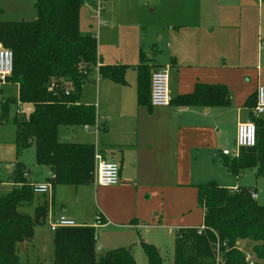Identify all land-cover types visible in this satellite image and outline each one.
Listing matches in <instances>:
<instances>
[{"label":"trees","instance_id":"1","mask_svg":"<svg viewBox=\"0 0 264 264\" xmlns=\"http://www.w3.org/2000/svg\"><path fill=\"white\" fill-rule=\"evenodd\" d=\"M95 1L36 0L35 22H0V43L13 53V72L4 82L17 85V105L32 106L28 116L17 108L13 118L16 154L19 158L33 147L36 163L51 172L48 182L52 190L58 186H88L94 182L95 146L65 142L60 137V129L96 128V106L81 102L85 83L95 72L103 79L124 85L128 69H133L137 105L152 108L154 62L148 53L140 51L135 65H106L98 52L97 36L81 33V8L86 2ZM13 103L10 99L0 103V126L7 123ZM231 105L226 85L204 83H197L192 93L178 95L171 102V106L181 108L222 109ZM255 105L256 92L245 103L250 109V120L256 125V145L241 149L238 158L222 154L220 159L226 172L236 177L245 169L254 170L258 177L264 176V117L251 116ZM7 183L14 186L5 193L0 192V264H47L22 263L19 245L33 239L35 227L48 217V205L38 204L33 215L22 211L29 208L36 197L22 162L15 164ZM196 188L198 205L204 211L203 224L200 228L176 231L174 264H264V206L253 198L254 192L241 188L229 190L215 181ZM96 241L94 226L56 230L51 264H137L130 249L123 247L97 258ZM246 241L253 243L252 261H247L249 255L241 249ZM141 245L148 264H164L156 246L144 242Z\"/></svg>","mask_w":264,"mask_h":264},{"label":"crops","instance_id":"2","mask_svg":"<svg viewBox=\"0 0 264 264\" xmlns=\"http://www.w3.org/2000/svg\"><path fill=\"white\" fill-rule=\"evenodd\" d=\"M263 2L264 0H173V20L166 21L161 28L166 37L168 34L172 44L164 50L157 47V52L164 54L166 59L155 57L157 52L154 49L144 51L153 59L152 73L163 68L168 75L173 71L176 77L173 98L192 93L197 83L226 85L231 94V107H140L137 105V93L134 99L132 96L128 99L125 90L113 87L110 90L103 89L102 94L99 84L97 126L93 130H103L106 141L102 144H105L104 155H99L95 147L96 154L106 162L119 164V183L108 188L94 184L82 187L58 186L52 190L51 196H39L42 200L38 204L44 202L48 205L47 219L50 222L65 216L75 223L81 222L76 223L77 226H94L95 230L98 226L106 228L115 225L117 229L125 227L126 230L136 232L135 237L128 236L133 242L141 244L148 241L158 249L160 243L155 237L173 234L179 229L202 226L204 211L198 205L196 186L208 182L198 183L196 180L197 153L210 152L212 160L221 165L222 150L233 149L235 146L237 125L250 121V116L243 119V111H250L245 107L247 99L262 85L256 80V83L246 88L244 97L238 103L236 91L232 87L233 80L229 81L237 76L238 72L234 69L238 68L233 66L231 69L224 58L220 60L219 57L216 61L209 46L215 33L219 31V34H225L226 30H232L231 34L237 32L239 46H243V19L249 16L250 10L258 6L261 11ZM261 33L259 25L256 40L259 49L263 41ZM232 37L233 35L230 36L231 39ZM221 38L224 39L222 34ZM252 41L255 43V39ZM97 77L99 82L102 81V77ZM81 102L93 105L89 100L83 101V92ZM113 120H117L118 124H112ZM75 128L77 127H73ZM71 131L74 130H68V133ZM109 131L111 134L107 137ZM60 137L65 141L61 135ZM87 142L82 144H92L91 141ZM7 170L10 173L13 169ZM51 176L47 169L45 180L34 183L47 182ZM13 186L7 182L0 183V188H6L5 190H10ZM64 187L80 196L71 206L56 197L57 191ZM89 188L95 191L96 207L100 213H96L95 220L101 216L102 222L97 223L100 225L87 223L93 216L85 217L80 210L83 201L81 196L83 193L86 195L85 191ZM197 209L199 211L192 218V223L188 218L183 224V219L190 217V213ZM194 224L197 225L193 226Z\"/></svg>","mask_w":264,"mask_h":264},{"label":"rangeland","instance_id":"3","mask_svg":"<svg viewBox=\"0 0 264 264\" xmlns=\"http://www.w3.org/2000/svg\"><path fill=\"white\" fill-rule=\"evenodd\" d=\"M35 1L36 0H0V22H35L37 20ZM87 3L91 2H86L81 8L80 31L82 34H95L97 36L98 52L103 63L106 65L117 63L135 65L139 62L140 51H149L153 46H156L154 51L157 52L158 48L164 50V48L172 44V40L168 37V34L166 37V33L163 32L161 28L166 21L173 20V0H102L104 9L102 10L100 22L92 17L95 7ZM258 7L250 10L249 16L243 19V26L245 27V31L242 32L244 36L243 46H239L237 32L231 34L232 30H226L225 34L223 32L219 34V31L215 33L209 46L211 51L215 54L216 61L219 57L220 60L224 58L225 62L229 63L228 66L231 69H233V66L238 68L234 69L238 72L237 76H234L233 79H229V81L233 80L232 87H234L236 91L238 103L241 98L244 97L246 88L252 86L254 82L256 83V80H259V84L264 85V2L261 4V11ZM259 25L261 27V37L263 39L260 49L256 41ZM221 34L224 36L223 40ZM232 35L233 37L231 39L230 36ZM253 39H255V43L252 41ZM0 46L4 47L1 43ZM155 57L163 60L166 59L165 55H160L159 52L155 54ZM125 80L126 84L124 85L114 84V82L108 79H102V81L99 82L97 73L95 72L85 83L83 101L89 100L93 105L96 104L95 106H97V100L100 95L98 90L99 84H101L102 94L103 89L110 90V88L113 87L121 88L127 92L128 99L130 96L134 99L136 97V74L133 69H128ZM175 84L176 77L173 75V71H171V73H169V89L171 96L174 95L173 87ZM17 98L18 87L16 84L6 83L4 81L0 82V103L5 99H10L14 102L9 107L8 119L5 118L7 119V123L0 126V183L3 181L7 182L9 175L7 169H13L15 164L19 161L23 163L28 171L32 181L31 183L44 181L47 175V168L36 163L33 147L24 151L19 158L16 154L13 118L17 108H20L21 113L26 116L32 111V107L29 105H17ZM103 103L105 107L104 98ZM249 116L250 111H243V119ZM106 122L109 127L107 119ZM112 124L117 125L118 121L113 120ZM68 130L74 131L68 133ZM60 132V135L65 141L75 143H88L87 141H91L97 148L98 154L104 155L103 148L105 144H102L106 141L104 138L106 135L103 134V130L99 132L98 129L89 130L82 126H78L75 129L62 127ZM110 134L109 131L107 137H109ZM115 135L116 134H114V137ZM209 153L210 152L206 151L197 153L196 166L198 170L196 176H198V178L196 180L199 181L198 183L215 181L219 186L229 190L235 188L251 190L256 193V202L260 206H264V176L258 177L254 170L245 169L240 176L236 177L231 173H227L223 166L217 161H213ZM204 178L206 180H204ZM5 189L6 188L3 187L0 188V192L5 193L9 190ZM85 192H87L86 195L83 193L81 196L83 201L80 210L85 217L93 216V219L89 220L87 223L100 225L97 224V218L95 220L96 213H99L96 207L95 191L93 188H89V190ZM56 197L57 199H62L71 206L75 199L80 196H76L74 191L65 189L64 187L57 191ZM41 200V197L36 196L33 204L29 208L22 209V211L33 215L35 208L38 206V203H41L39 202ZM197 211H199V209L193 210L190 213V217H185V219H183V224L186 223L188 218H190V223H192V218L196 216ZM76 223L79 224L81 222L77 221ZM49 224L50 220L46 219L44 223L37 225L34 229L33 239L19 245V259L22 263L42 262L51 264L54 262V232L51 231ZM196 225L197 224H194L193 226ZM96 232L97 235H99L96 241L97 258L104 256L113 249L123 247L130 249L137 264H148L142 245L128 238V236L135 237V231L126 230L125 227L117 229V227L113 225L106 228L98 226ZM155 238L159 239V249L164 264H174L175 233L161 237L157 236ZM145 242L149 243L148 241ZM252 247L253 243L249 241L244 242L241 247V249H244V252L250 256H248V261H252V255H250Z\"/></svg>","mask_w":264,"mask_h":264},{"label":"built area","instance_id":"4","mask_svg":"<svg viewBox=\"0 0 264 264\" xmlns=\"http://www.w3.org/2000/svg\"><path fill=\"white\" fill-rule=\"evenodd\" d=\"M94 6L92 17L101 20L102 0L87 3ZM99 64L98 67L99 68ZM13 72V53L10 49L0 46V80L4 81L6 77ZM151 107L161 108L171 106L173 97L169 89V75L166 69H160L152 73L151 77ZM20 111V110H19ZM251 116L255 119L264 117V85H259L256 89V105L251 109ZM257 129L253 121L240 122L237 125L236 141L233 149H223L222 154L232 158H238L241 149L252 148L256 145ZM96 170L94 184L101 188L117 186L120 180V166L114 162H106L97 154L95 156ZM31 188L36 196H51L52 186L50 182L31 183ZM253 198H257L256 193L252 194ZM102 222V217L97 218V223ZM51 231L55 232L60 228L77 227L76 223L65 216L52 220L49 224ZM248 261V258H247Z\"/></svg>","mask_w":264,"mask_h":264}]
</instances>
